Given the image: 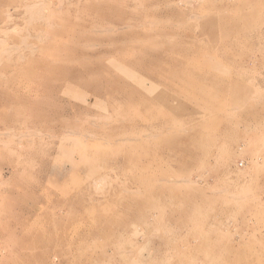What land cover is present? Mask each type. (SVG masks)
Returning <instances> with one entry per match:
<instances>
[{"label":"rangeland","instance_id":"374dc122","mask_svg":"<svg viewBox=\"0 0 264 264\" xmlns=\"http://www.w3.org/2000/svg\"><path fill=\"white\" fill-rule=\"evenodd\" d=\"M0 264H264V0H0Z\"/></svg>","mask_w":264,"mask_h":264}]
</instances>
